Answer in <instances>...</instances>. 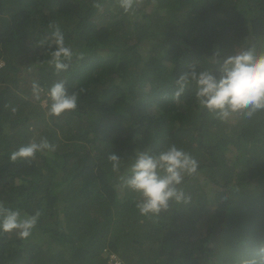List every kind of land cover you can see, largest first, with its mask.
<instances>
[{"label": "trees", "instance_id": "trees-1", "mask_svg": "<svg viewBox=\"0 0 264 264\" xmlns=\"http://www.w3.org/2000/svg\"><path fill=\"white\" fill-rule=\"evenodd\" d=\"M99 3L0 0V201L42 213L27 239L0 232V264H108L112 253L125 264H229L254 254L264 243V112L221 122L198 109L191 88L173 94L179 75L210 67L216 51H264V0H145L134 14ZM50 22L84 53L59 73L40 63ZM60 80L86 91L76 111L47 116L42 101ZM41 136L54 152L10 162ZM171 144L198 161L181 185L191 202L142 216L119 177L136 151Z\"/></svg>", "mask_w": 264, "mask_h": 264}, {"label": "clouds", "instance_id": "clouds-1", "mask_svg": "<svg viewBox=\"0 0 264 264\" xmlns=\"http://www.w3.org/2000/svg\"><path fill=\"white\" fill-rule=\"evenodd\" d=\"M157 2L151 0L153 5ZM115 3L125 14H134L145 0H115ZM92 6L98 9L102 7L99 0H93ZM48 27L52 29L46 53L48 59L40 63L53 67L57 73L66 71L73 57L82 60L84 53L74 52L66 44L57 23L50 22ZM40 43L44 44V41ZM219 57L220 53L216 51L209 59L210 67L189 65V70L175 80L173 99L178 100L191 88L198 109L206 110L221 122L237 116L251 119L257 113L264 112V51H257L253 44L236 49L234 54L224 59ZM31 90L34 99L41 100L44 89L40 84L34 81ZM85 91L81 88L70 93L64 80L54 82L46 92V99L42 101V106L47 108L46 115L60 117L66 112L76 111L80 93ZM54 151L55 145L46 136H41L12 151L10 162L24 160L31 163L37 153L49 154ZM107 159L112 171L119 173L122 159L115 154L109 155ZM198 167V161L175 144L157 153H152L151 149L138 150L119 177L120 187L136 194L135 207L140 215L158 218L161 213L168 212L173 203L187 205L191 202V196L185 193L181 185L185 177L197 173ZM41 214L37 210L32 215H21L19 210H12L0 201V232H15L18 238L27 239ZM229 264H264V243H260L252 255L237 254Z\"/></svg>", "mask_w": 264, "mask_h": 264}, {"label": "built area", "instance_id": "built-area-1", "mask_svg": "<svg viewBox=\"0 0 264 264\" xmlns=\"http://www.w3.org/2000/svg\"><path fill=\"white\" fill-rule=\"evenodd\" d=\"M108 264H124L114 253L110 254Z\"/></svg>", "mask_w": 264, "mask_h": 264}, {"label": "rangeland", "instance_id": "rangeland-1", "mask_svg": "<svg viewBox=\"0 0 264 264\" xmlns=\"http://www.w3.org/2000/svg\"><path fill=\"white\" fill-rule=\"evenodd\" d=\"M45 100V99H44ZM263 186H264V184H263Z\"/></svg>", "mask_w": 264, "mask_h": 264}]
</instances>
